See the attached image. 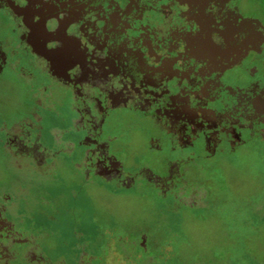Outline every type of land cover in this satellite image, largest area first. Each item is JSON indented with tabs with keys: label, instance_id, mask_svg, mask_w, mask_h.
Masks as SVG:
<instances>
[{
	"label": "flooded vegetation",
	"instance_id": "1",
	"mask_svg": "<svg viewBox=\"0 0 264 264\" xmlns=\"http://www.w3.org/2000/svg\"><path fill=\"white\" fill-rule=\"evenodd\" d=\"M142 1L144 6L132 8L129 0L123 5L119 0H0V18L19 42L12 48L24 49L36 61L35 78L45 80L33 87L34 72L17 69L22 59L0 54V66L5 62L17 70L15 77L20 74L38 106L1 120L0 146L29 162L33 177L52 178L72 162L68 174L77 176L80 192L96 185L119 195L150 183L163 207L177 215L183 207H201V191L189 183V169L202 173L204 167L191 152L195 136L217 135L213 150L219 154L232 143L229 130L264 143V79L258 74V61L264 62V14L255 13L264 0H253L254 12H248L250 0H159L155 6L157 0ZM150 7L161 12L158 17ZM113 11L119 14L115 30L108 25ZM126 41L134 56L123 50ZM165 63L168 68L162 69ZM236 71L251 83L234 82L236 75L230 79ZM159 72H170L174 83L145 86L146 75ZM130 101L135 110L166 123L169 142L160 162L147 152L127 161L120 141L105 128L106 110ZM48 116L55 122L50 130L40 123ZM39 180L28 179L29 186L41 185V196L51 197L52 184ZM19 197L0 193V264H93L97 255L85 241L73 259H53L35 229V212ZM28 199L38 201L33 194Z\"/></svg>",
	"mask_w": 264,
	"mask_h": 264
},
{
	"label": "rangeland",
	"instance_id": "2",
	"mask_svg": "<svg viewBox=\"0 0 264 264\" xmlns=\"http://www.w3.org/2000/svg\"><path fill=\"white\" fill-rule=\"evenodd\" d=\"M125 1L119 0L121 5ZM139 1L142 0H129L128 6L146 4ZM157 3L159 0L153 5ZM252 3L250 0L248 12L258 8ZM149 10L155 17L161 13L155 7ZM255 13L264 14V2ZM117 17L119 14L113 11L108 22L112 30L117 27ZM10 27L0 18V54L7 55L5 60L8 55L10 59H22L17 69L27 67L34 72L33 87L45 82L42 77L35 78L39 70L34 64L36 61L31 60L24 49L12 48L19 42L13 39ZM124 31L129 32L125 28ZM119 44L116 43L115 51L120 50ZM123 46L124 51L131 49L130 54L134 56L128 41ZM258 63V74L264 79V62L260 59ZM6 65L4 62L0 66V130L2 119L18 118L38 107L33 104L31 89L28 91L22 83L20 74L15 77L17 70ZM167 66L163 64L162 69ZM238 69L244 71L241 67ZM160 72L157 76L146 75L150 80H145V86L155 85L160 80L167 86L174 83L169 79L170 72L162 75ZM230 79L240 84L251 83L249 77L237 71ZM39 98L43 101L46 95ZM38 111L47 116V110ZM156 117L135 110L131 101L106 110L105 128L118 138L127 161H135L142 152L153 154L158 162L166 155L169 130L166 123ZM48 118H45L47 124L40 122L46 130L55 123ZM227 134L232 143L226 147V154L213 150L217 135L194 137L191 152L204 167L202 173L189 169L192 174L189 183L200 189L201 207L200 210L183 207L176 229L167 219L168 215L162 216V212L167 211L163 207L164 200L150 183H140L141 189L137 192L119 195L96 185L80 192L77 176L68 174L73 171L72 162L66 163L63 173L52 178L43 176L46 178L43 179L37 173L33 177L29 162L11 157L1 146L0 193L9 191L19 195V203L35 212L38 222L35 229L53 259L60 255L73 259L76 248L85 241L84 246L90 245L88 250L97 255L93 264H264V143L233 130ZM30 178L43 179L47 185L51 183L53 195L41 196V185L30 187ZM32 194L37 196L35 204H30L28 199ZM141 236L146 240L142 246Z\"/></svg>",
	"mask_w": 264,
	"mask_h": 264
},
{
	"label": "trees",
	"instance_id": "3",
	"mask_svg": "<svg viewBox=\"0 0 264 264\" xmlns=\"http://www.w3.org/2000/svg\"><path fill=\"white\" fill-rule=\"evenodd\" d=\"M166 213H167V211H163L162 212V214H163L162 216L166 217L168 215L167 219L170 220V224L173 223V228L176 229V227H177V217H178L179 214L176 215L175 212H172V213L168 212V214H166ZM171 216H172V218H171Z\"/></svg>",
	"mask_w": 264,
	"mask_h": 264
}]
</instances>
